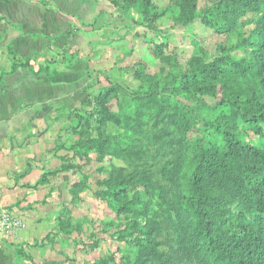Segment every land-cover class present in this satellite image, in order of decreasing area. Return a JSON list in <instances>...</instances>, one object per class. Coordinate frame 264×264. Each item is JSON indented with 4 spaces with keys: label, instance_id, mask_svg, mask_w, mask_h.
Instances as JSON below:
<instances>
[{
    "label": "rangeland",
    "instance_id": "1",
    "mask_svg": "<svg viewBox=\"0 0 264 264\" xmlns=\"http://www.w3.org/2000/svg\"><path fill=\"white\" fill-rule=\"evenodd\" d=\"M223 1L61 0L69 19L56 34L52 57L66 68L55 71L45 90L60 111L52 121L56 142L39 158L47 163L49 184L40 191L43 200L23 206L31 220H54L41 241L47 264H136L140 245L147 244L139 241L140 231L132 232L131 223L146 220L160 257H147L143 264H198L178 250L172 226L177 143L188 146L190 167L197 163L198 149L223 151L217 129L239 134L248 146L264 144L239 120H230L228 107L202 106L236 95L244 86L248 96L264 98V55L248 42L261 14L253 8L230 23V11L219 4ZM242 65L251 67L243 71ZM139 90L172 98L131 105L128 94ZM175 106H182L189 119L184 134L170 118ZM91 109L102 117L89 116ZM212 194L215 200L207 206L215 222L257 226L253 210L229 185ZM134 199L140 212L127 208L116 214ZM27 217L28 231L38 236L41 227L35 230Z\"/></svg>",
    "mask_w": 264,
    "mask_h": 264
},
{
    "label": "trees",
    "instance_id": "2",
    "mask_svg": "<svg viewBox=\"0 0 264 264\" xmlns=\"http://www.w3.org/2000/svg\"><path fill=\"white\" fill-rule=\"evenodd\" d=\"M219 4L230 11L232 16H227L230 23L238 20L243 12L247 13L253 8L258 9L261 15L248 42L251 43L254 51L262 52L264 55V31H260V27H264V0H226ZM17 66L27 67L28 64H13L10 73L14 72ZM242 66L243 71L251 67ZM254 67L255 64L251 68L256 69ZM41 72H46L45 74L50 76L48 66L40 67L35 75ZM3 75L5 73L1 74ZM241 89L242 91L239 90L236 95H221L214 104L202 106L209 110L228 107L230 120H239L248 131L264 142V98L248 96L245 86ZM114 91V87L106 89L103 97H108ZM99 96L100 93L90 101H95ZM157 96L156 91L145 93L139 90L128 94L131 105L142 102L159 103L172 98L158 99ZM170 96H173V93ZM180 107L175 106L176 111L170 118L175 128L184 134L189 128V119ZM94 114L99 118L102 117L101 112L97 110L91 109L88 113L89 116ZM216 133L222 136L225 148L223 151L213 146L198 149L195 155L197 163L194 167L186 165L188 146L181 141L177 143L179 146L177 165L172 179L174 190L172 226L177 232L175 237L178 250L187 257L193 258L198 264H264V144L261 147L245 145L239 134L224 129H217ZM217 174L219 178L215 176ZM45 175H42L36 186L45 184ZM110 182L116 184L111 178L108 180V183ZM223 184L233 188L241 202L253 210L257 223L255 228L251 224L235 225L228 220L215 222L213 219L215 216L210 212L207 204L215 200L212 193L216 188L223 187ZM125 205L127 206L124 207ZM125 205L116 210L117 215L122 209L127 208L133 213L140 212V209H137L140 203L136 199L126 202ZM214 214L218 216L217 210ZM131 225L133 233L141 232L139 241L147 244L140 245V253L135 263L143 264L147 257L159 258L160 256L155 252L158 243L150 240L153 233L150 229V221L146 220L144 225L132 221ZM47 237L48 235L45 239Z\"/></svg>",
    "mask_w": 264,
    "mask_h": 264
},
{
    "label": "crops",
    "instance_id": "3",
    "mask_svg": "<svg viewBox=\"0 0 264 264\" xmlns=\"http://www.w3.org/2000/svg\"><path fill=\"white\" fill-rule=\"evenodd\" d=\"M68 19L67 5L61 0H0V211L23 224L15 233L0 237V264H47L41 241L53 230L54 220H31L23 206L43 200L40 191L49 184L36 186L47 164L39 158L55 147L57 125L52 121L60 111L53 109L45 90L54 82L55 71L66 68L52 55L56 34ZM26 63L27 67L17 66L10 73L13 64ZM46 66L50 76L35 75ZM42 77L51 81L42 83ZM25 216L35 230L41 227L38 236L28 231Z\"/></svg>",
    "mask_w": 264,
    "mask_h": 264
},
{
    "label": "built area",
    "instance_id": "4",
    "mask_svg": "<svg viewBox=\"0 0 264 264\" xmlns=\"http://www.w3.org/2000/svg\"><path fill=\"white\" fill-rule=\"evenodd\" d=\"M23 226L22 222L7 211H0V237L15 233Z\"/></svg>",
    "mask_w": 264,
    "mask_h": 264
}]
</instances>
